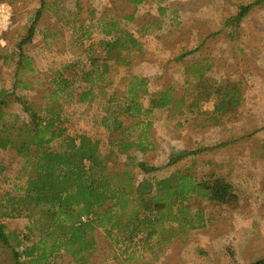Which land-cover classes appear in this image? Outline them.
I'll return each mask as SVG.
<instances>
[{"label": "trees", "instance_id": "1", "mask_svg": "<svg viewBox=\"0 0 264 264\" xmlns=\"http://www.w3.org/2000/svg\"><path fill=\"white\" fill-rule=\"evenodd\" d=\"M145 1L130 0L133 11L119 17L108 7L98 16L93 11L86 23L68 21L84 60L51 71L43 103L29 97L36 90V68L25 48L35 38L45 3L11 52L0 45V60L11 59L18 67L14 90H0V150L23 160L13 173L12 187L0 184V264H59L66 258L89 264L102 242L115 248L110 259H120L118 264H140L138 251L160 256L156 248L161 251L174 238L213 222L211 209H233L240 200L225 175L198 170L212 163L200 161L209 147L169 144L163 164L145 157L159 149L161 140L154 132L159 110L183 130L219 126L235 117L243 97L239 84L214 75L218 58L209 53L208 39L223 30L229 39L236 37L252 9L264 0L239 3L216 31L206 37L199 31L196 46L181 49L173 68L160 65L152 76L133 75L120 93L112 88V63L130 66L131 56L141 54L143 60L148 55L143 35L149 26L138 34L123 26V20H135L137 7ZM159 10L166 13L165 7ZM149 30H154L153 24ZM193 54L200 57L187 61ZM170 70L171 76L181 70L182 82L163 80ZM18 89L25 94L15 97ZM74 99L86 108L96 105L91 125L70 127L64 107ZM15 100L21 104L20 113L11 110ZM9 170L0 160V178ZM4 218H26L25 232L9 230ZM249 264H264V254Z\"/></svg>", "mask_w": 264, "mask_h": 264}, {"label": "rangeland", "instance_id": "2", "mask_svg": "<svg viewBox=\"0 0 264 264\" xmlns=\"http://www.w3.org/2000/svg\"><path fill=\"white\" fill-rule=\"evenodd\" d=\"M251 1L253 0H148L141 3L137 7L136 19L123 20V26L138 34L148 26L150 29L153 24L154 30L148 29L143 35L148 47V55H144L147 58L142 60L141 54H135L130 57V66H120L113 62L112 88L121 93L133 75L152 76L160 65L173 68L174 57L181 49L190 50L196 46L199 31L206 37L220 27L224 18L239 3ZM43 3L45 9L37 24L35 38L25 48L36 68L32 79L36 90L29 97L38 103L45 102L42 95L47 86V78L52 76V70L61 67L62 63H81L84 60L82 49L75 40L76 35L68 21L86 23L91 19L93 11L98 16L108 7H111L114 17H119L132 12L135 7L130 0H13L12 21L4 34L5 43L0 45L9 46L8 51L11 52L16 42L27 35L32 19ZM159 6L166 7L165 14H160ZM102 16L101 14L100 17ZM238 32L233 39L227 37L226 30L219 36L208 39L209 53L218 58L214 75L239 84L243 97L235 117L219 126L183 130L175 125V119L166 117L165 110H159L154 126V132L161 140L159 149L145 158L153 163H165L169 144H182L187 148L209 147L200 155V161L209 159L212 163L198 166V170L225 175L240 200L233 209H211L216 215L213 222L203 229L191 231L185 237L174 238L161 251L156 248L155 251L160 252V256L153 258L147 249L138 251L135 255L140 264L150 260L152 264H249L264 254V1L252 9ZM46 33L55 34L46 36ZM98 36L101 37L100 34ZM192 57L199 58L200 55L193 54L187 61ZM17 68L11 59L7 62L0 60V90L7 89L10 93L14 90ZM172 71H166L163 80L173 77L182 82L181 70L171 76ZM161 73L160 71L158 74ZM16 92L15 97L25 94L21 89ZM97 103L100 104V99H97ZM85 105L79 99L71 100L65 105V110L70 114V127L91 125L96 105L89 108ZM144 106L146 107L145 102ZM11 110L20 113L21 104L15 100ZM97 110L101 111V107L98 106ZM102 134L109 135L104 131ZM230 140L232 142H228L226 146L215 148L218 143ZM0 160L10 167L9 172L0 178V184L7 189L12 187L13 173L19 170L23 160L16 158L12 152L1 150ZM185 163L192 166L191 160ZM6 176L8 181L4 180ZM4 222L9 230L20 233L25 232L28 224L26 218H4ZM114 250L115 248L109 249L102 242L89 264H118L120 259H110ZM59 264L78 263L66 258Z\"/></svg>", "mask_w": 264, "mask_h": 264}, {"label": "built area", "instance_id": "3", "mask_svg": "<svg viewBox=\"0 0 264 264\" xmlns=\"http://www.w3.org/2000/svg\"><path fill=\"white\" fill-rule=\"evenodd\" d=\"M13 15V7L7 1H0V43H5L4 34L10 27Z\"/></svg>", "mask_w": 264, "mask_h": 264}, {"label": "crops", "instance_id": "4", "mask_svg": "<svg viewBox=\"0 0 264 264\" xmlns=\"http://www.w3.org/2000/svg\"><path fill=\"white\" fill-rule=\"evenodd\" d=\"M145 2H148V0L147 1H145ZM160 7H162V6H159L158 8H160ZM165 7V6H164ZM171 7V6H170ZM166 8V7H165ZM166 11H167V9H166ZM135 19H136V14H135ZM134 21V20H133Z\"/></svg>", "mask_w": 264, "mask_h": 264}]
</instances>
